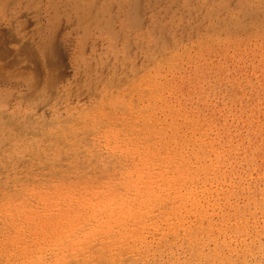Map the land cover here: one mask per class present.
<instances>
[{"label": "rangeland", "instance_id": "rangeland-1", "mask_svg": "<svg viewBox=\"0 0 264 264\" xmlns=\"http://www.w3.org/2000/svg\"><path fill=\"white\" fill-rule=\"evenodd\" d=\"M187 1L188 0H181L180 3H174L171 6H169L168 3H162L160 6L156 7L153 12L142 10L139 27L132 31L128 38H122L116 41L112 40V42H114L112 43L113 45L110 40L104 37L98 36V39H92L83 37V34L80 36L81 33L78 29H74L71 25L68 26L67 23L63 22L60 25V32L57 38V46L55 50L57 53L56 55L54 53L57 64H55L56 62L54 58V62L52 61L54 66L52 64L50 66H45L41 63V60L36 57L24 58L22 56V52H24L23 45L16 43L14 37L12 40L8 24L0 23V67L2 66L0 68V98L6 97L7 99L6 103H4L3 106H0V203H4V205L0 204V209H2V211L4 210V213L0 210V249L3 246L5 248L0 250V264H56L57 262H53L55 260H58V264H61V260L62 263L64 262L63 264H264V0H223L224 2L222 0H218L217 2H214V0ZM0 4H3V1H0ZM250 9H255V12L252 13L253 19L247 16L246 21L239 23L242 15L241 13ZM189 18L193 20L191 21ZM21 19H24V21L27 19L25 22V32L27 35L33 36L36 33L34 32L35 30L33 31V28L36 29L38 27V20H36L38 18L34 13L28 11V13H25ZM34 19L35 21L33 23ZM118 25L120 26V23H118ZM118 25L116 28H118ZM149 35L151 37H149ZM154 38L158 41L156 39L153 41ZM139 48H142V50ZM113 52H116L115 54L117 55ZM83 54L89 57L91 56L90 58L92 59L93 64L100 63L97 70L92 71L88 76L89 78L79 77L80 72H83V66L79 68ZM34 60H36V62ZM101 62H103V64H101ZM36 64L38 67L35 66ZM57 66H60V68ZM14 71L21 73L12 76V73H15ZM3 73H6L7 77L10 78L3 81L4 79L1 77V75H4ZM30 73L32 76L29 75ZM137 75L139 78H136ZM28 77H33L32 79L38 81V92L35 94V97H32L34 99L29 97L26 98L27 92L30 90L25 84ZM44 77L47 82L44 81ZM201 77L204 78H202L203 81L201 80ZM135 78L137 79V82ZM196 78H200V81ZM144 80H146V82ZM137 83H141L140 86ZM55 84L56 86L51 87ZM158 86L160 88H158ZM50 98L51 100H49ZM155 99L160 101L155 103ZM151 103L153 105H158L154 107L152 105V108L150 107ZM147 105H149V107ZM23 114H25V116ZM88 114L90 117H88ZM64 118H66V120H64ZM113 145L115 146L113 147ZM155 145L156 147H154ZM78 148L80 150H78ZM126 148L129 149L127 150ZM158 148L159 151H157ZM125 149L126 153L124 152ZM143 153L148 157L147 159ZM155 155L157 159L159 158L158 160H156ZM145 159L146 161L144 165L148 164V168L146 166H140L143 165L142 162H144ZM185 161H187V163ZM139 162H141V164ZM157 162L159 164H157ZM60 164L62 165L60 166ZM135 166H138L137 168L140 170L134 168ZM176 166L178 167L176 168ZM131 168L139 172L137 177L136 171H133ZM174 168H176V171H174ZM128 169L130 172L133 171L131 172L132 175L130 172L128 173ZM182 169L184 174L180 173L182 172ZM164 170L167 172L165 171V173ZM208 170H210V173ZM146 171H148V173ZM177 171H179V174ZM203 171L205 172L202 173ZM148 174L149 176L151 175L150 178L148 177ZM181 174L184 176L183 178ZM152 176L154 177L152 178ZM174 176H179V178H175ZM185 176L189 178H185ZM134 177L136 181H139L137 182L138 185H135L136 181ZM160 177L162 179H160ZM171 177H173L172 180L168 179ZM129 178L132 179L130 180ZM150 179L152 180V185L150 184ZM153 179H155L156 183H154L155 181ZM166 179L171 183H169L170 185L165 181ZM87 180L89 181L87 182ZM114 180L118 183L116 184ZM61 181L63 184L65 183L64 186ZM80 182L82 185H80ZM86 182L89 183L90 187ZM143 182L146 186L148 185L147 188L151 189L152 193L151 190L143 185ZM56 183L58 184L55 187ZM113 183L115 184V187ZM60 184L63 187L60 186ZM101 184H104V186L102 187ZM167 185H169L170 188L175 187L176 191L175 188H172V190ZM30 186L34 187L30 188ZM65 186L66 188H64ZM109 186L112 187L110 188ZM152 186H154L153 189L151 188ZM79 187H82L81 191ZM96 187L98 190H96ZM33 188L35 193L31 195L30 190L33 191ZM84 188L86 190H84ZM112 188H117V190L115 189V193L122 192V195L119 194L122 198L119 195H115V190ZM126 188H128L127 190H130L128 192L127 190L124 191ZM179 188L183 193L179 192ZM45 189L48 191L47 194ZM92 189L94 190L93 192ZM38 190L40 191L38 192ZM69 190V194L74 193L72 194L73 197L69 194L66 195V191ZM108 190L109 192L113 191V193L111 192L110 194L112 196L107 194ZM133 190L139 192L136 193L135 191L133 194V192H131ZM184 190L188 192V195L187 192L184 193ZM95 191L96 193L98 191V193H102L96 197ZM40 192L43 197L50 194L49 192H51L49 197H52L53 195L54 197L49 198V200L48 198L43 199V197H40ZM62 193L64 194L62 198L59 199ZM92 193H95V195L92 196H95L96 199L93 197L91 202V200H89L91 199L89 194ZM37 194L39 196L36 197L35 195ZM65 195L67 198H65ZM74 195L76 196V199L74 198ZM113 195L114 198H111L113 200L110 202V199L108 200L107 198L113 197ZM164 195L165 197L168 195L166 198H170V201L172 202L167 199L165 200V197H163ZM173 195L177 197H173ZM191 195L193 196L191 197ZM102 196L105 200H100L99 204L97 202L98 198L101 199ZM81 197L87 200H81ZM19 199L20 201H18ZM23 199L24 203L22 202ZM128 199L132 200L128 202ZM135 199L137 200L135 201ZM12 200L17 202L13 203ZM70 200L72 201L70 202ZM122 200L127 203L121 205ZM155 201L158 202L156 203ZM184 201L185 203H183ZM37 202L38 205L36 206ZM47 202H51L52 206ZM83 202L87 204H84ZM88 202L91 203L88 204ZM144 202L149 206L146 207ZM189 202L191 204H189ZM194 202H196V205ZM28 203L33 210L36 208L32 212L35 225L34 223L32 224V215H28L31 214L32 211V209L29 208ZM96 203H98V205ZM101 203L103 205H101ZM115 203L119 204L122 208ZM178 203H180V205H178ZM25 204H27L28 207H26ZM31 204H33V206ZM54 204L55 207L53 206ZM67 204L72 208L74 207V209L70 211L69 209L71 208H68ZM79 204L83 208H81ZM93 205L96 210L90 207ZM107 205L110 209L112 207L113 210H110ZM126 205L129 206L126 208ZM156 205L158 206L157 210ZM177 205L181 209H179ZM182 205H184V207ZM5 206H7L6 209ZM59 206L63 209H60ZM87 206L90 207L91 210ZM98 206L101 208L100 211L99 208H96ZM11 207L13 208L12 210H10ZM57 207L59 209H57ZM21 208L22 210H26L24 211L25 213L28 210V213L24 215ZM64 208L69 211L66 209L64 210ZM79 208L81 210H79ZM104 208L105 211L107 210L106 213ZM8 209L10 213L14 214L12 215L6 211ZM41 209L46 212L37 211ZM124 209L127 211L125 212ZM57 210L59 213L56 212ZM74 210L76 213H78L76 210L81 213L79 212L76 217L77 214ZM84 210L86 211V214L90 213L88 211H91L92 215L91 213L85 215ZM129 210L130 212L135 211L130 213L128 212ZM141 210L143 212H141ZM147 210L150 212L147 213ZM163 210H165V212ZM15 211H18V215ZM60 211L62 214H60ZM95 211L98 214L100 213V215H98L100 218L96 216V222L93 220L95 219V216L93 215L95 214ZM34 212L37 213L35 214ZM47 212L48 214H46ZM63 212H65V214L66 212H71V214L69 213V218L75 216L76 220L73 219V221H70L68 218V225V222L66 223L65 220L69 214L65 215ZM123 212L127 215L123 214ZM51 213H53V215ZM107 213L111 214V216ZM204 214L207 215L205 216ZM9 215L12 216L8 217ZM35 215H41L39 217L40 219ZM46 215L48 217H46ZM116 215H119L118 217L123 216L118 218L121 220L120 224V220L116 221ZM140 215L143 216L141 217ZM13 216L15 218H13ZM64 216H66L65 219ZM18 217H22V220ZM126 217L131 219L128 220L129 218ZM26 218H30L28 221H32L29 223L30 228L27 225L28 223H26L28 222L25 220ZM122 218L126 219L122 220ZM132 218H135V221H133ZM181 218L182 221L180 220ZM5 219L9 223H7ZM44 219L45 221L47 220L49 224H47ZM105 219L106 222L104 221ZM108 219L111 225H108ZM61 220L63 221V224L61 223ZM78 220L80 222L79 224L77 222ZM36 221H40L38 222V227L36 226ZM42 221L45 222L47 226ZM85 221L87 223H84ZM102 221L105 223H102ZM123 221L126 222L124 223ZM150 221L155 222H152L151 224ZM50 222L55 225L52 226V223L50 225ZM75 222H77L78 226L75 225ZM88 222H91L92 224ZM41 223L43 224L40 225ZM207 223L208 226L210 225V230H208L209 227H207ZM239 223L240 225L238 226ZM179 224L181 226H179ZM19 225L21 230H15L19 229ZM39 225L42 226L40 229ZM79 225L81 227H79ZM21 226H24L23 229ZM69 226H76L77 228H81L83 233L87 232L83 234L86 238L82 235V242L77 240L78 244L75 241L77 245H74V243L71 242V245H67L69 248L66 245H62L63 250L60 245H52L54 241H57L60 238H64V240L70 238L71 240L69 241L76 238L77 228H72V230H75L74 233L71 234L68 233L69 231L66 232ZM110 226L111 228L113 227L111 231V228L109 229ZM125 226L126 228H128V226L129 228H132L133 231L131 228L129 230L127 229L130 233L131 231L133 232L131 233L132 235L126 231V228H124ZM154 226L156 228L158 227L157 230L160 228L158 232ZM54 227L56 228L54 229ZM137 227L139 230L141 228L143 229L139 231ZM33 228L36 229L34 230ZM46 228L47 230H45ZM61 228L66 229V231H63ZM94 228L95 231L98 229L96 231L97 233H94L95 235H93ZM153 228L154 232H152ZM51 229L55 236L51 233ZM211 229H213V231ZM42 230L45 231L42 233ZM69 230L70 232L72 231L71 229ZM87 230L91 231L92 234ZM149 230L150 232H148ZM14 231H17L20 234H17V232L15 233ZM22 231L24 234H27H22ZM161 231L164 233H160ZM165 231H169V234ZM209 231H211V234ZM29 232H31L30 235ZM45 232L46 234H44ZM57 232H59V234L60 232H64L67 235L64 233V235H59L56 234ZM171 232H173V235ZM195 232L196 234H194ZM39 233L40 237H38ZM34 234L36 236H34ZM70 234L73 236L70 237ZM142 234H145L144 242V236ZM146 235H148V237ZM206 235H209V238ZM21 236L24 240L21 238L22 241L20 242L18 239H20L19 237ZM88 236H91L92 238ZM118 236L122 238V240ZM172 236L174 237L173 239ZM203 236L205 237L203 238ZM11 237H16L15 239L17 240L11 239ZM54 237L57 238L55 239ZM138 237L140 240H138ZM180 237L182 239H180ZM48 238H50V240H48ZM116 238L119 239V241L116 240ZM124 238H126V240H124ZM207 238L208 240H206ZM10 239L14 240L13 247L11 246L12 241ZM35 239L37 240V243ZM61 239L60 241H62ZM85 239L90 241V243ZM131 239L134 242L131 241ZM25 241L29 243L25 244ZM104 241L107 242L105 243ZM39 242L42 246L39 245V247H36ZM123 242L124 244H122ZM30 243L33 244L31 245ZM29 244L32 251L28 249ZM113 245L117 247V250L115 247L110 250ZM133 245H135V247ZM138 245L140 246L138 247ZM23 246L29 251L26 252V250H23ZM47 246L51 247L48 249ZM53 246L58 249H55ZM74 246H78V249ZM39 248L42 249L40 250ZM164 248H167V253ZM135 249L136 251H134ZM114 250H116V252H112ZM117 251H119L120 254H117ZM54 252H58L60 256L57 254L54 255ZM146 252H148V254ZM163 252L169 255L165 256V253ZM61 253L62 255L64 254V259L61 258ZM21 254H23V256ZM29 254L31 256H29ZM142 255H145L146 257ZM56 256L57 258H60L57 259ZM156 256L158 259H155ZM170 256L172 259L169 258ZM161 257H164V259ZM6 258L10 259L7 260ZM168 258L171 262L168 261ZM22 259L24 261H22ZM31 260L35 263H32ZM41 260L42 262H40ZM9 261L15 262L11 263Z\"/></svg>", "mask_w": 264, "mask_h": 264}, {"label": "bare ground", "instance_id": "bare-ground-1", "mask_svg": "<svg viewBox=\"0 0 264 264\" xmlns=\"http://www.w3.org/2000/svg\"><path fill=\"white\" fill-rule=\"evenodd\" d=\"M1 2L3 1V4H0V23H6V24H8V26H9V30H10V35H11V37H12V40H13V37H14V40H15V42L16 43H19V44H21V45H23V51L24 52H22V56L25 58H37V59H40L41 60V63L43 64V65H47V66H50L51 64H52V61H53V58H54V60H55V55H56V53L57 52H55V50H56V44H57V38H58V35H59V32H60V25L63 23V22H65V23H67L68 24V26L69 25H71L72 26V28H74V29H78V31L81 33H79L80 34V36L82 35L83 37H85V38H92V39H98V36H100V37H104V38H107L108 40H110V42H111V44L112 43H114V42H112V40H114V41H116V40H118V39H122V38H128L130 35H131V33H132V31H134V30H136L138 27H139V25H140V23H139V20H140V18H141V13H142V10H147V11H149V12H153V11H155V9H156V7H158V6H160L162 3H168V5L169 6H171L172 4H174V3H180V1L181 0H0ZM165 1V2H164ZM218 0H214V2H217ZM223 1V0H222ZM187 2H189V0L187 1ZM224 2V1H223ZM182 3V2H181ZM227 3V2H226ZM14 4V5H13ZM197 4V3H196ZM250 5V4H249ZM10 6V7H9ZM163 6V5H162ZM225 6V5H224ZM181 7V6H180ZM185 7V6H184ZM227 7V6H226ZM12 8V9H11ZM142 8H144V9H142ZM228 8V7H227ZM178 9V8H177ZM206 9V8H205ZM11 10V11H10ZM164 10V9H163ZM208 10V9H207ZM28 11L29 12H32V13H34L35 14V16L38 18V19H36V20H38V27L36 28L37 29V31H36V29H34L33 28V31L34 32H36L34 35L33 34H31V35H33V36H29V35H27L26 34V32H25V26H26V21H27V19H26V21H24V19L22 20L21 18L25 15V13H28ZM213 11V10H212ZM212 11H211V13H212ZM198 12V11H197ZM204 12V11H203ZM206 12V11H205ZM207 12H209V11H207ZM223 12V11H222ZM253 12H255V9H250V10H246L244 13H241L242 15H241V18H240V20H239V23L240 22H244V21H246L247 20V16H249V18L251 17L252 19H253ZM249 13V14H248ZM172 14V13H171ZM170 14V15H171ZM209 14V13H208ZM32 15V14H31ZM169 15V16H170ZM211 15V14H210ZM222 15V14H221ZM151 16V15H150ZM178 16V15H177ZM197 16V15H196ZM202 16V15H201ZM208 16V15H207ZM188 17V16H187ZM254 17H255V15H254ZM203 18H205V17H203ZM209 18V17H208ZM208 18H207V20H208ZM213 18V17H212ZM227 18V17H226ZM187 19V18H186ZM190 19V18H189ZM195 19V18H194ZM165 20V19H164ZM191 21L193 20V19H190ZM205 20V19H204ZM203 20V21H204ZM227 20V19H226ZM34 21H35V19L33 20V23H34ZM187 21V20H186ZM185 21V22H186ZM209 21V20H208ZM207 22V21H206ZM118 23H120V26L118 25ZM213 23V22H212ZM238 23V24H239ZM36 24V23H35ZM173 24V23H172ZM186 24V23H185ZM243 24V23H242ZM118 25V28H116V26ZM195 25V24H194ZM208 25V24H207ZM235 25H236V23H235ZM1 26V25H0ZM36 26V25H35ZM193 26V25H192ZM62 27V26H61ZM198 27V26H197ZM65 28V27H64ZM148 28V27H147ZM177 28V27H176ZM201 28V27H200ZM203 28V27H202ZM206 28V27H205ZM189 29H190V27H189ZM27 30V29H26ZM182 30V29H181ZM200 30V29H199ZM198 30V31H199ZM6 31H8V30H6ZM66 31V30H65ZM142 31V30H141ZM149 31V30H148ZM193 31V30H192ZM200 31H202V30H200ZM71 32V31H70ZM150 32V31H149ZM172 32V31H171ZM8 33V32H7ZM7 33H4V34H7ZM186 33H187V31H186ZM199 33V32H198ZM194 34V33H193ZM189 35V34H188ZM211 35V34H210ZM73 36V35H72ZM137 37V36H136ZM144 37H146V36H144ZM149 37H151L150 35H149ZM6 38H8V37H6ZM75 38H76V36H75ZM81 38V37H80ZM9 39V38H8ZM78 39H79V37H78ZM140 39V38H139ZM138 39V40H139ZM156 38H154L153 39V41L155 40ZM160 39V38H159ZM157 40V39H156ZM84 41V40H83ZM158 41V40H157ZM135 42H137V41H135ZM142 42V41H141ZM81 43V42H80ZM143 43V42H142ZM145 43V42H144ZM150 43V42H149ZM127 44V43H126ZM155 44H157V43H155ZM85 45V44H84ZM83 45V46H84ZM110 45V44H109ZM113 45V44H112ZM124 45V44H123ZM122 45V46H123ZM145 45V44H144ZM81 46V45H80ZM79 46V47H80ZM126 46V45H125ZM147 46H148V44H147ZM157 46V45H156ZM159 46V45H158ZM116 47V46H115ZM133 47V46H132ZM91 48V47H90ZM111 48H112V46H111ZM134 48V47H133ZM148 48V47H147ZM153 48V47H152ZM91 49H93V48H91ZM139 49H141L142 50V48H139ZM113 50V49H112ZM111 50V51H112ZM118 50V49H117ZM134 50V49H133ZM144 50V49H143ZM148 50V49H147ZM155 50V49H154ZM86 51V50H85ZM110 51V50H109ZM130 51H132V50H130ZM129 51V52H130ZM152 51V50H151ZM106 52V51H105ZM104 52V53H105ZM140 52V51H139ZM54 53H55V55H54ZM96 53V52H95ZM100 53V52H99ZM114 53V52H113ZM116 53V52H115ZM114 53V54H115ZM127 53V52H126ZM131 53V52H130ZM138 53V52H137ZM147 53V52H146ZM90 54V53H89ZM94 54V53H93ZM113 54V55H114ZM125 54V53H124ZM97 55V54H96ZM112 55V54H111ZM115 55H117V54H115ZM122 55V54H121ZM132 55V54H131ZM138 55V54H137ZM152 55V54H151ZM107 56H109V55H107ZM128 56H130V55H128ZM142 56V55H141ZM18 57V56H17ZM83 58H82V60H81V63H80V65H79V68L81 67V66H83V72L81 73L80 72V75H79V77H82V78H85V77H88L91 73H92V71H95V70H97V68L100 66V63L98 64V63H96V61H95V63L96 64H93V62H92V59L89 57V56H86V55H84L83 54V56H82ZM97 57V56H96ZM95 57V58H96ZM99 57V56H98ZM118 57V56H117ZM127 57V56H126ZM125 57V58H126ZM147 57H148V55H147ZM4 58V57H3ZM107 58V57H106ZM96 59H98V58H96ZM104 59V58H103ZM112 59V58H111ZM116 59H118V58H116ZM119 59H120V57H119ZM131 59V58H130ZM121 60H122V58H121ZM139 60V59H138ZM35 62H36V60H34ZM57 60H55V62H56ZM94 61V60H93ZM110 61V60H109ZM114 61V60H113ZM119 61V60H118ZM54 62V61H53ZM134 63V62H133ZM138 63V62H137ZM156 63V62H155ZM55 64H57V62L55 63ZM101 64H103V62H101ZM40 65V64H39ZM53 65V64H52ZM78 65V64H77ZM36 67H38L37 66V64L35 65ZM54 66V65H53ZM154 66V65H153ZM2 67V66H1ZM0 67V68H1ZM9 67V66H8ZM40 67V66H39ZM55 67H56V65H55ZM57 67H59L60 68V66H57ZM10 68V67H9ZM46 68V67H45ZM130 68V67H129ZM38 69V68H37ZM47 69V68H46ZM52 69H54V68H52ZM13 70V69H12ZM40 70V69H39ZM127 70V69H126ZM198 71V70H197ZM8 72V71H7ZM10 72V71H9ZM15 72V71H14ZM47 72H48V70H47ZM54 72H57V71H54ZM141 72V71H140ZM21 72H15V73H12V76H14V75H16V74H20ZM36 73V72H35ZM38 73H39V71H38ZM76 73V72H75ZM146 73V72H145ZM4 75H1V77H3V81H6V79H8V78H10V77H7V74L6 73H3ZM11 74V73H10ZM32 74H33V71H32ZM32 74L30 73L29 75H31L32 76ZM79 74V73H78ZM125 74H126V72H125ZM200 74V73H199ZM141 75H143V74H141ZM145 75V74H144ZM27 76V75H26ZM47 76V75H46ZM78 76V75H77ZM109 76V75H108ZM35 77V76H34ZM127 77V76H126ZM129 77V76H128ZM142 77H144V76H142ZM198 77V76H197ZM204 77V76H203ZM203 77H201V80H202V78ZM24 78V77H23ZM33 78V77H32ZM31 77H28V79H26L27 81H25V84L28 86V88L30 89L29 90V92H27V96H26V98H32V97H35V94L38 92L37 91V89H38V87H37V84H38V81H36V80H34V79H32ZM89 78V77H88ZM96 78V77H95ZM136 78H139L138 77V75H137V77ZM135 78V79H136ZM22 79V78H21ZM40 79H42V78H40ZM47 79V78H46ZM117 79V78H116ZM141 79V78H140ZM144 79H147V78H144ZM197 79V78H196ZM200 79V78H199ZM199 79H197V80H199ZM204 79V78H203ZM58 80V79H57ZM82 80V79H81ZM93 80V79H92ZM139 80V79H138ZM44 81H45V77H44ZM59 81V80H58ZM73 81V80H72ZM94 81V80H93ZM145 82H146V80H144ZM200 81V80H199ZM203 81V80H202ZM2 82V81H1ZM41 82V81H40ZM45 82H47V81H45ZM79 82V81H78ZM118 82V81H117ZM127 82V81H126ZM126 82H124V83H126ZM133 82V81H132ZM131 82V83H132ZM136 82H137V79H136ZM140 82H141V80H140ZM144 82V83H145ZM75 83V82H74ZM122 83V82H121ZM135 83V82H134ZM142 83V82H141ZM141 83H137V84H139V86H140V84ZM57 85H58V83H57ZM79 85V84H78ZM82 85V84H81ZM85 85V84H84ZM92 85V84H91ZM95 85V84H94ZM48 86V85H47ZM53 86H56V84L55 85H52L51 87H53ZM70 86H71V84H70ZM76 86V85H75ZM97 86V85H96ZM134 86V85H133ZM154 86V85H153ZM45 87H46V85H45ZM85 87V86H84ZM93 87H95V86H93ZM135 87V86H134ZM149 87V86H148ZM243 87V86H242ZM40 88H42V87H40ZM44 88V87H43ZM55 88V87H54ZM53 88V89H54ZM158 88H160L159 86H158ZM144 89V88H143ZM149 89V88H148ZM157 89V88H156ZM167 89V88H166ZM42 90V89H41ZM85 90V89H84ZM94 90V89H93ZM160 90V89H159ZM158 90V91H159ZM40 91V90H39ZM54 91V90H53ZM26 92V91H25ZM49 92V91H48ZM63 92H65V91H63ZM135 92V91H134ZM9 93V92H8ZM71 93V92H70ZM157 93H159V92H157ZM11 94V93H10ZM47 94V93H46ZM85 94V93H84ZM141 94V93H140ZM145 94V93H144ZM143 94V95H144ZM163 94V93H162ZM162 94H161V96H162ZM12 95V94H11ZM22 95H24V94H22ZM40 95V94H39ZM108 95V94H107ZM88 96V95H87ZM86 96V97H87ZM8 97V96H7ZM41 97V96H40ZM24 98V97H23ZM51 98H52V95H51ZM51 98L49 99V100H51ZM32 99H34V98H32ZM31 99V100H32ZM107 99V98H106ZM153 99V98H152ZM6 97H1L0 98V106H3L4 105V103H6ZM28 100V99H27ZM38 100V99H37ZM48 100V101H49ZM156 100V99H155ZM47 101V102H48ZM145 101V100H144ZM157 101H160V100H156L155 101V103L157 102ZM36 103V102H35ZM27 104V103H26ZM48 105V104H47ZM152 103L150 104V107H152ZM156 105H158V104H156ZM155 104L153 105V107L154 106H156ZM30 106H32V105H30ZM45 106V105H44ZM119 106V105H118ZM117 106V107H118ZM144 106H145V104H144ZM148 107H149V105H147ZM35 107V106H34ZM152 107V108H153ZM174 107V106H173ZM37 108V107H36ZM101 109V108H100ZM156 109V108H155ZM27 111V110H26ZM99 111V110H98ZM101 111V110H100ZM104 112V111H103ZM156 112V111H155ZM19 113V112H18ZM105 113V112H104ZM122 113H124V112H122ZM169 113V112H168ZM15 114V113H14ZM26 114V113H25ZM25 114H23L24 116H25ZM13 115V114H12ZM92 115H94V114H92ZM104 116V115H103ZM129 116V115H128ZM4 117V116H3ZM88 117H90L89 116V114H88ZM119 118V117H118ZM176 119V118H175ZM18 120V119H17ZM29 120V119H28ZM34 120V119H33ZM36 120V119H35ZM64 120H66V118H64ZM63 120V121H64ZM174 120V119H173ZM62 121V122H63ZM113 121V120H112ZM28 122V121H27ZM50 122V121H49ZM67 122V121H66ZM109 122V121H108ZM151 122V121H150ZM22 123V122H21ZM25 123V122H24ZM34 123V122H33ZM33 123H32V125H33ZM51 123V122H50ZM72 123H73V121H72ZM154 123V122H153ZM53 124V123H52ZM74 124V123H73ZM73 124H71V125H73ZM22 125V124H21ZM45 125V124H44ZM43 125V126H44ZM124 125V124H123ZM12 126V125H11ZM37 126V125H36ZM46 126V125H45ZM55 126V125H54ZM148 126V125H147ZM30 127V126H29ZM52 127V126H51ZM67 127V126H66ZM69 127V126H68ZM36 128V127H35ZM38 128H40V127H38ZM70 128V127H69ZM74 128V127H73ZM110 128V127H109ZM112 128V127H111ZM123 128V127H122ZM134 128V127H133ZM106 129V128H105ZM121 129V128H120ZM76 130H77V128H76ZM75 130V131H76ZM108 130V129H107ZM117 130V129H116ZM59 131V130H58ZM57 131V132H58ZM78 131V130H77ZM111 131V130H110ZM112 131H113V129H112ZM115 131V130H114ZM122 131V130H121ZM24 132V131H23ZM68 132V131H67ZM108 132H109V130H108ZM76 133V132H75ZM79 133V132H78ZM77 133V134H78ZM103 133H105V132H103ZM9 134V133H8ZM113 134V133H112ZM111 134V135H112ZM105 135V134H104ZM172 135V134H171ZM65 136H66V134H65ZM101 136V135H100ZM107 136V135H106ZM88 137V136H87ZM121 137V136H120ZM55 138V137H54ZM69 138V137H68ZM67 138V139H68ZM107 138H108V136H107ZM114 139H115V137H114ZM54 140V139H53ZM57 140V139H56ZM107 141V140H106ZM105 141V142H106ZM119 141H122V140H119ZM7 142V141H6ZM125 142V141H124ZM123 142V143H124ZM3 143H5V142H3ZM65 143V142H64ZM107 143H108V141H107ZM54 144V143H53ZM62 144V143H61ZM109 144V143H108ZM113 144H116V143H113ZM117 144H118V142H117ZM125 144V143H124ZM123 144V145H124ZM153 144H155V143H153ZM71 145V144H70ZM78 145H79V143H78ZM126 145V144H125ZM124 145V146H125ZM2 146V145H1ZM115 145H113V147H114ZM120 146V145H119ZM123 146V147H124ZM126 147H127V145H126ZM154 147H156V145L154 146ZM153 147V148H154ZM82 148H83V145H82ZM86 148V147H85ZM84 148V149H85ZM120 148V147H119ZM147 148H148V146H147ZM201 148V147H200ZM33 149H34V147H33ZM98 149V148H97ZM127 150L129 149V148H126ZM126 149L124 150V152L126 153ZM78 150H80L79 148H78ZM78 150H77V152H78ZM145 150V149H144ZM71 151V150H70ZM75 151V150H74ZM88 151V150H87ZM122 151H123V149H122ZM157 151H159V148H158V150ZM156 151V152H157ZM162 151V150H161ZM172 151V150H171ZM170 151V152H171ZM69 152V151H68ZM76 152V151H75ZM91 152V151H90ZM137 152V151H136ZM143 152V151H142ZM147 152V151H146ZM166 152V151H165ZM176 152H178V151H176ZM182 152V151H181ZM72 153V152H71ZM89 153V152H88ZM128 153H130V152H128ZM132 153V152H131ZM151 153V152H150ZM153 153V152H152ZM155 153V152H154ZM163 153V152H162ZM167 153V152H166ZM50 154V153H49ZM73 154V153H72ZM144 154V153H143ZM157 154V153H156ZM159 154V153H158ZM171 154V153H170ZM199 154V153H198ZM197 154V155H198ZM208 154V153H207ZM81 155H83V154H81ZM131 155V154H130ZM134 155V154H133ZM145 155V154H144ZM34 156V155H33ZM67 156V155H66ZM77 156V155H76ZM139 156V155H138ZM146 156V155H145ZM163 156V155H162ZM166 156V155H165ZM164 156V157H165ZM78 157V156H77ZM152 157V156H151ZM161 157V156H160ZM168 157V156H167ZM62 158V157H61ZM91 158V157H90ZM145 158V157H144ZM148 157L146 156V159H147ZM153 158H154V156H153ZM155 158H156V155H155ZM29 159V158H28ZM34 159H36V158H34ZM42 159V158H41ZM141 159V158H140ZM146 159L144 160V162H142L143 163V165H140V166H146L147 167V165H144V163H145V161H146ZM159 159V158H158ZM157 158H156V160H158ZM197 159H198V156H197ZM205 159V158H204ZM82 160H84V159H82ZM138 160V159H137ZM170 160V159H169ZM181 160H182V158H181ZM217 160V159H216ZM26 161V160H25ZM80 161V160H79ZM85 161V160H84ZM83 161V162H84ZM140 161V160H139ZM142 161V160H141ZM165 161H166V159H165ZM173 161V160H172ZM172 161H171V163H172ZM12 162H15V161H12ZM50 162V161H49ZM65 162V161H64ZM110 162V161H109ZM169 162V161H168ZM186 163H187V161H185ZM198 162V161H197ZM70 163V162H69ZM88 163V162H87ZM127 163V162H126ZM140 164H141V162H139ZM138 163V164H139ZM147 163H149V162H147ZM151 163V162H150ZM178 163V162H177ZM14 164V163H13ZM17 164V163H16ZM20 164V163H19ZM43 164V163H42ZM78 164V163H77ZM95 164V163H94ZM135 164H136V162H135ZM157 164H159L158 162H157ZM166 164V163H165ZM168 164V163H167ZM185 164V163H184ZM43 165H45V164H43ZM59 165V164H58ZM62 164H60V166H61ZM65 165V164H64ZM67 165V164H66ZM99 165V164H98ZM151 165H152V163H151ZM171 165V164H170ZM170 165H168V166H170ZM188 165V164H187ZM196 165V164H195ZM120 166V165H119ZM167 166V165H166ZM178 166H179V164H178ZM178 166H176V168L178 167ZM75 167V166H74ZM73 167V168H74ZM138 166H135L134 168H136V169H138L137 168ZM149 167V166H148ZM147 167V168H148ZM157 167V166H156ZM207 167V166H206ZM95 168V167H94ZM93 168V169H94ZM124 168V167H123ZM140 168V167H139ZM154 168V167H153ZM176 168H174L175 170L174 171H176ZM199 168V167H198ZM132 169V168H131ZM54 170V169H53ZM91 170H92V168H91ZM129 170V169H128ZM133 170V169H132ZM138 170H140V169H138ZM158 170V169H157ZM167 170V169H166ZM166 170H164V172L166 171ZM203 170V169H202ZM79 171V170H78ZM119 171V170H118ZM125 171V170H124ZM133 171H136L135 169L133 170ZM133 171H131V172H133ZM141 171H142V169H141ZM160 171V170H159ZM158 171V172H159ZM182 172H180V173H183V169L181 170ZM210 170H208V172H209ZM121 172H122V170H121ZM130 172V170L128 171V173ZM131 172H130V174H131ZM143 172H145V171H143ZM147 173H148V171H146ZM160 172H162V171H160ZM164 172H163V174H164ZM167 172V171H166ZM165 172V173H166ZM173 172V171H172ZM178 172V174H179V171H177ZM185 172V171H184ZM187 172H189V171H187ZM205 171H203L202 173H204ZM118 173V172H117ZM116 173V174H117ZM139 172H137L136 171V177H137V174H138ZM150 173V172H149ZM171 173V172H170ZM174 173V172H173ZM210 173V172H209ZM115 174V173H114ZM124 174V173H123ZM141 174H142V172H141ZM144 174V173H143ZM151 174V173H150ZM158 174V173H157ZM184 174V173H183ZM206 174V173H205ZM105 175V174H104ZM125 175H126V173H125ZM132 175V174H131ZM140 175V174H139ZM138 175V176H139ZM159 175V174H158ZM170 175V174H169ZM207 175V174H206ZM108 176V175H107ZM107 176H105V177H107ZM111 176V175H110ZM113 176V175H112ZM122 176H124V175H122ZM128 176V175H127ZM145 176V175H144ZM151 176V175H150ZM150 176H149V174H148V177L150 178ZM154 176H156V175H154ZM154 176H152V178L154 177ZM181 176H182V178L184 177L182 174H181ZM180 176V177H181ZM104 177V176H103ZM102 177V178H103ZM117 177H119V176H117ZM129 177H131V176H129ZM141 178H143L142 176H140ZM147 177V176H146ZM162 177V176H161ZM160 177V179H162ZM175 178H179V176L178 177H176V176H174ZM109 178V177H108ZM151 178V179H152ZM174 178V179H175ZM185 178H189V177H186L185 176ZM128 179V178H127ZM130 179V178H129ZM132 179V178H131ZM130 179V180H131ZM134 179H135V177H134ZM150 179V180H151ZM168 179H170V180H172L173 179V177H171V178H168ZM191 179V178H190ZM18 180V179H17ZM76 180V179H75ZM139 180L141 181V179L139 178ZM147 180H149V179H147ZM154 181H155V179H153ZM163 180H164V178H163ZM163 180H161V181H163ZM194 180V179H193ZM81 181H82V179H81ZM89 180H87V182H88ZM104 181H106V180H104ZM113 181V180H112ZM115 181V180H114ZM134 181V180H133ZM135 181H136V179H135ZM143 181V180H142ZM159 181V180H158ZM165 181H167V179L165 180ZM62 182V181H61ZM60 182V183H61ZM70 182V181H69ZM86 182V183H87ZM100 182V181H99ZM116 182V181H115ZM128 182V181H127ZM126 182V183H127ZM137 182H139V181H136V184H135V182H134V184L135 185H138L137 184ZM164 182V181H163ZM168 182V181H167ZM178 182V181H177ZM184 182V181H183ZM13 183V182H12ZM42 183V182H41ZM55 183V182H54ZM68 183V182H67ZM73 183V182H72ZM72 183H69V184H72ZM81 183V182H80ZM102 183V182H101ZM107 184H109L108 182H106ZM118 182H116V184H117ZM120 183V182H119ZM123 183V182H122ZM148 183V182H147ZM152 183V180H151V182H150V184ZM154 183H156V181L154 182ZM153 183V184H154ZM160 183V182H159ZM165 183V182H164ZM170 182H168V184H169ZM182 183V182H181ZM18 184H20V183H18ZM43 184V183H42ZM48 184V183H47ZM52 184V183H51ZM50 184V185H51ZM58 183H56L55 184V187H56V185H57ZM62 184H63V182H62ZM65 184V183H64ZM64 184H63V186H64ZM79 184V183H78ZM84 184H85V181H84ZM88 184V186H89V183H87ZM91 184V183H90ZM106 184V185H107ZM121 184V183H120ZM125 184V183H124ZM124 184H123V186H124ZM130 184V183H129ZM132 184V183H131ZM140 184H141V182H140ZM139 184V185H140ZM171 184V183H170ZM169 184V185H170ZM193 184V183H192ZM36 185V184H35ZM68 185V184H67ZM74 185H75V183H74ZM80 185H82V183L80 184ZM102 185V187L104 186V184H101ZM101 185H100V188H101ZM113 185H114V187H115V184L113 183ZM128 185V184H127ZM143 185L147 188L148 187V185L146 186L145 184H144V182H143ZM152 185V184H151ZM155 185V184H154ZM161 185V184H160ZM159 185V186H160ZM169 185H167L169 188H170V186ZM182 185H183V183H182ZM189 185V184H188ZM25 186V185H24ZM39 186H41V185H39ZM53 186V185H52ZM59 186V185H58ZM58 186H57V188H58ZM60 186H62L61 184H60ZM59 186V187H60ZM62 186V187H63ZM78 186V185H77ZM87 186V185H86ZM93 186V185H92ZM91 186V187H92ZM96 186V185H95ZM97 186H99V185H97ZM132 186V185H131ZM143 186V187H144ZM158 186V187H159ZM175 186V185H174ZM16 187V186H15ZM27 187V186H26ZM31 187H34V186H30V188ZM42 187H43V185H42ZM48 187V186H47ZM54 187V188H55ZM68 187V186H67ZM85 187V186H84ZM90 187V186H89ZM110 187V186H109ZM112 187V186H111ZM110 187V188H111ZM118 187V186H117ZM122 187V186H121ZM125 187V186H124ZM136 187V186H135ZM153 187L154 186H152L151 188L153 189ZM157 187V188H158ZM167 187V188H168ZM178 187H180V186H178ZM189 187V186H188ZM17 188V187H16ZM28 188V187H27ZM29 188V189H30ZM44 188V187H43ZM64 188H66V186L64 187ZM93 188H95V187H93ZM106 188H107V186H106ZM131 188V187H130ZM160 188V187H159ZM162 188H164V187H162ZM161 188V189H162ZM172 188H175V187H172ZM172 188H170V189H172ZM49 189H50V187H49ZM48 189V190H49ZM73 189V188H72ZM79 189H80V191H81V189H82V187L80 188L79 187ZM79 189H78V191H79ZM103 189V188H102ZM102 189H100V190H102ZM109 189V188H108ZM112 189H114V188H112ZM116 190H117V188H115ZM114 189V190H115ZM128 188H126L124 191H126ZM134 189V188H133ZM136 189H137V187H136ZM139 189V188H138ZM147 189H149V188H147ZM2 190V189H1ZM36 190V189H35ZM44 190V189H43ZM43 190H41V191H43ZM46 190V189H45ZM53 190V189H52ZM51 190V191H52ZM56 190V189H55ZM74 190V189H73ZM77 190V189H76ZM84 190H86L85 188H84ZM88 190V189H87ZM96 190H98L97 189V187H96ZM104 190V189H103ZM116 190L114 191V194L115 195H122V192L120 193H115L116 192ZM130 190V189H129ZM129 190H127V192L129 191ZM149 190H151V189H149ZM173 190V189H172ZM16 191H19V190H16ZM31 191V195L32 194H34L35 193V191H34V188H33V191L32 190H30ZM40 190H38V192H39ZM75 191V190H74ZM90 191V190H89ZM94 190L92 189V192H93ZM106 191V190H105ZM124 191H123V193H124ZM135 191L136 190H133V191H131V192H133V194L135 193ZM162 191V190H161ZM171 191V190H170ZM175 191H176V188H175ZM178 191V190H177ZM190 191V190H189ZM22 192V191H21ZM37 192V191H36ZM44 192V191H43ZM47 190H46V194H47ZM56 192V191H55ZM64 192V191H63ZM69 192H70V190L69 191H66V195L67 194H69ZM71 192H72V190H71ZM83 192V191H82ZM82 192H81V194H82ZM91 192V191H90ZM99 192V191H98ZM96 193V191H95V193H96V197H98L101 193ZM111 192L113 193V191H110L109 192V190H108V192H107V194L108 195H110L111 194ZM126 192V193H127ZM137 192H139V191H136V193ZM145 192V191H144ZM154 192H155V190H154ZM179 192H181V190H180V188H179ZM179 192H178V195H179ZM187 191L186 190H184V193H186ZM4 193V192H3ZM25 193V192H24ZM29 193V192H28ZM50 194H51V192H49ZM53 193V192H52ZM58 193V192H57ZM65 193V192H64ZM64 193H62L61 194V197H59V199L60 198H62V196H63V194ZM76 193H78V192H76ZM95 193L93 194H89L90 196H91V199H89V200H91V202H92V198L93 197H95V196H92V195H95ZM147 193H148V191H147ZM151 193H152V190H151ZM165 193V192H164ZM174 193H176V192H174ZM181 193H183V192H181ZM2 194V193H1ZM39 194V193H38ZM35 195L36 197L37 196H39L40 194H41V196L40 197H43L42 196V193L40 192V194L39 195ZM45 194V193H44ZM45 194V195H46ZM50 194H48L47 196H45V197H43V199H47L48 198V200H49V198H52V197H54V195L52 196V197H49L50 196ZM56 194V193H55ZM60 194V193H59ZM72 194H74V193H72ZM72 194H69V195H72ZM80 194V195H81ZM105 194V193H104ZM103 194V195H104ZM139 194V193H138ZM171 194V193H170ZM177 194V193H176ZM190 194H191V192H190ZM189 194V195H190ZM17 195V194H16ZM57 196H59L58 194H56ZM65 195V198H67V196ZM80 195H79V197H80ZM119 195V196H120ZM129 195V194H128ZM136 195V194H135ZM134 195V196H135ZM143 195V194H142ZM141 195V196H142ZM145 195V194H144ZM148 195V194H147ZM161 195V194H160ZM175 195V194H174ZM173 195V197H177V196H174ZM181 195V194H180ZM184 195V194H183ZM187 195H188V192H187ZM26 196V195H25ZM85 196V195H84ZM86 196H87V194H86ZM85 196V197H86ZM104 196H106V195H104ZM110 196H112V195H110ZM109 196V197H110ZM126 196H127V194H126ZM125 196V197H126ZM130 196V195H129ZM138 196V195H137ZM168 195H166V197H167ZM186 196V195H185ZM193 195H191V197H192ZM29 197H31L30 195H29ZM71 197V196H70ZM72 197H73V195H72ZM83 197V196H82ZM81 197V200H87V199H84V198H82ZM88 197V196H87ZM96 197H95V199H96ZM103 197V196H102ZM101 197V199H99L98 198V203L100 204V200H105L104 199V197L102 198ZM106 197H108V196H106ZM105 197V198H106ZM121 197V196H120ZM128 197V196H127ZM133 197V196H132ZM147 197V196H146ZM149 197V196H148ZM163 197H165V195L163 196ZM165 197V200L167 199ZM172 197V196H171ZM183 197V196H182ZM9 198H11V197H9ZM64 198V199H65ZM68 198H69V196H68ZM74 198L76 199V196L74 195ZM111 198H114V195H113V197H110V198H107L110 202L113 200V199H111ZM119 198V197H118ZM122 198V197H121ZM131 198V197H130ZM151 198V197H150ZM155 198V197H154ZM160 198H161V196H160ZM169 198V197H168ZM179 198H180V196H179ZM194 198V197H193ZM196 198V197H195ZM13 199V198H12ZM21 199H22V197H21ZM26 199V198H25ZM31 199H32V197H31ZM42 199V198H41ZM42 199V200H43ZM78 199V198H77ZM120 199V198H119ZM127 199V198H126ZM146 199V198H145ZM144 199V200H145ZM185 199V198H184ZM191 199V198H190ZM7 200H8V198H7ZM27 200H29V199H27ZM34 200V199H33ZM36 200V199H35ZM56 200V199H55ZM54 200V201H55ZM73 200V199H72ZM72 200H70V202L72 201ZM79 200V199H78ZM121 200V199H120ZM130 200H132V199H130ZM129 199H128V202L130 201ZM134 200V199H133ZM137 199H135V201H136ZM141 200H143V199H141ZM147 200V199H146ZM149 200V199H148ZM152 200V199H151ZM157 200V199H156ZM164 200V199H163ZM162 200V201H163ZM167 200H169L170 201V198L169 199H167ZM171 200H172V198H171ZM181 200V199H180ZM186 200H188V199H186ZM185 200V201H186ZM193 200V199H192ZM13 201V200H12ZM18 201H20V199L18 200ZM29 201H32V200H29ZM38 201H39V198H38ZM41 201V200H40ZM44 201V200H43ZM45 201H47V200H45ZM54 201H51V202H54ZM96 201V200H95ZM126 201V200H125ZM134 201V202H135ZM140 201V200H139ZM152 201H154V200H152ZM185 201L183 202V203H185ZM14 202H17V201H13V203ZM23 203H24V199H23V201H22ZM51 202H47V203H50V205L52 204ZM59 202V201H58ZM63 202V201H62ZM76 202H77V200H76ZM79 202V201H78ZM91 202H88V204H90ZM118 202V201H117ZM116 202V203H117ZM122 202V204L121 205H124L123 203H127V202H123V200L121 201ZM120 202V203H121ZM133 202V203H134ZM156 203L158 202V201H155ZM170 202H172V201H170ZM180 202H182V201H180ZM10 203V202H9ZM23 203H21V204H23ZM26 203V202H25ZM31 203V202H30ZM33 203V202H32ZM47 203H46V205H47ZM57 203V202H56ZM65 203H66V201H65ZM69 203V202H68ZM84 203V202H83ZM93 203H95V202H93ZM92 203V204H93ZM98 203H96L97 205H98ZM113 203H114V201H113ZM115 203V204H116ZM119 203V202H118ZM148 203H149V201H148ZM161 203V202H160ZM163 203V202H162ZM195 203V205H196V202H194ZM0 204H3L4 205V203H0ZM21 204H20V206H21ZM62 204V203H61ZM63 204H64V202H63ZM78 204V203H77ZM84 204H87V203H84ZM91 204V205H92ZM144 204L146 205V203L144 202ZM152 204V203H151ZM189 204H191L190 202H189ZM188 204V205H189ZM9 205V204H8ZM7 205V206H8ZM16 205V204H15ZM26 205V207H28V205H29V203H28V205L27 204H25ZM32 206H33V204H31ZM38 205V202H37V204H36V206ZM45 205V204H44ZM68 205V204H67ZM95 205V204H94ZM94 205L93 206H90V207H92L93 209H94ZM101 205H103L102 203H101ZM109 205V204H108ZM108 205H107V207H108ZM116 205H119V204H116ZM160 205V204H159ZM178 205H180V203H178ZM177 205V207L179 208V206ZM186 205V204H185ZM194 205V204H193ZM194 205V206H195ZM7 206H5V209H6V207ZM10 206V205H9ZM9 206H8V208H9ZM14 206V205H13ZM12 206V207H13ZM35 206V207H36ZM39 206H41V205H39ZM52 206V205H51ZM54 207H55V204L53 205ZM57 206V205H56ZM78 206V205H77ZM76 206V207H77ZM79 206H81L80 204H79ZM84 206H86V205H84ZM109 206H111V205H109ZM120 206V205H119ZM119 206H116V207H119ZM129 206V205H128ZM127 205H126V208L128 207ZM137 206H138V204H137ZM140 206V205H139ZM141 206H143V205H141ZM147 206H149V205H146V207ZM154 206V205H153ZM183 207H184V205H182ZM181 206V207H182ZM11 207V209L10 210H12L13 208ZM23 207V206H22ZM42 207V206H41ZM49 207V206H48ZM70 206L68 205V208H69ZM88 207V206H87ZM90 207H88L90 210H91V208ZM100 206H98V207H96L97 209L99 208ZM103 207H105V206H103ZM115 207V208H116ZM152 207V206H151ZM150 207V208H151ZM156 210L158 209V206L156 205ZM174 207H176V206H174ZM191 207V206H190ZM189 207V208H190ZM193 207V206H192ZM2 208V207H1ZM29 208L30 209H32V211H31V214H28V215H32V212L36 209H34L33 210V208L32 207H30V205H29ZM43 208V207H42ZM53 208V207H52ZM51 208V209H52ZM59 208L61 209L62 207H60L59 206ZM58 207H57V209H59ZM71 209H69L70 211L72 210V209H74V207L72 208V207H70ZM81 208H83L82 206H81ZM106 208V207H105ZM105 208H104V211H105ZM109 208V207H108ZM114 208V209H115ZM120 208H122L121 206H120ZM131 208V207H130ZM138 208H140V207H138ZM149 208V209H150ZM154 208V207H153ZM161 208V207H160ZM187 208V207H186ZM197 208H200V207H197ZM27 209V208H26ZM44 209H45V206H44ZM50 209V208H49ZM63 209V208H62ZM66 208H64V210H65ZM110 209V208H109ZM119 209V208H118ZM117 209V210H118ZM165 209V208H164ZM179 209H181V208H179ZM193 209H195V208H193ZM1 211H2V209H0ZM18 210V209H17ZM21 210H22V208H21ZM54 210V209H53ZM67 211H69L68 209H66ZM79 210H81L80 208H79ZM88 210V209H87ZM94 210H96V209H94ZM101 210V208H99V211ZM110 210H113L112 209V207H111V209ZM143 210V209H142ZM141 210V212H143ZM154 210V209H153ZM177 210V209H176ZM196 210V209H195ZM204 210V209H203ZM4 211V210H3ZM2 211V213H4ZM6 211H8L9 212V209L8 210H6ZM24 211H26V210H22V212H23V214L25 215V214H27L28 213V210H27V212L25 213ZM37 211H45V210H37ZM47 211H48V208H47ZM78 213L80 212V211H78V210H76ZM98 211V210H97ZM116 211V210H115ZM124 211L126 212L127 210H125L124 209ZM135 211V210H134ZM133 211V212H134ZM137 211V210H136ZM160 211V210H159ZM164 212H165V210H163ZM16 212V211H15ZM18 212V211H17ZM16 212V213H17ZM46 212V211H45ZM51 212H53V211H51ZM56 212H58V210L56 211ZM61 212V211H60ZM73 212V211H72ZM74 212H75V210H74ZM83 212V211H82ZM84 212H85V215H88V214H90L91 213V211H88V212H90V213H87L86 214V211L84 210ZM93 212V211H92ZM107 212V210L105 211V213ZM125 212H123V214H125ZM128 212H130V210L128 211ZM127 212V213H128ZM132 212V211H131ZM130 212V213H131ZM132 212V213H133ZM139 212H140V210H139ZM150 212V211H149ZM148 212V210H147V213H149ZM177 212V211H176ZM188 212V211H187ZM191 212V211H190ZM7 213V212H6ZM10 213V212H9ZM29 213H30V211H29ZM35 213V212H34ZM37 213V212H36ZM35 213V214H36ZM55 213V212H54ZM59 213V212H58ZM71 214V212H66V214H65V212H63V214H65V215H67V214ZM76 213V212H75ZM78 213H76L77 215H76V217L78 216ZM81 213V212H80ZM171 213V212H170ZM10 214H12V213H10ZM14 214V213H13ZM12 214V215H13ZM43 214V213H42ZM46 214H48V212L46 213ZM52 215H53V213H51ZM56 215H58L57 213H55ZM60 214H62V212L60 213ZM70 214L69 215H67L68 217H66V216H64V219H65V217L67 218L65 221H66V223L68 222L67 220H68V218H69V216H70ZM103 214V213H102ZM107 214H109V213H107ZM116 214V213H115ZM120 214V213H119ZM142 214V213H141ZM191 214V213H190ZM193 214H194V212H193ZM196 214H197V212H196ZM12 215H9L8 217H11ZM17 215H18V213H17ZM45 215V214H44ZM55 215V216H56ZM81 215H83V214H81ZM91 215H92V213H91ZM90 215V216H91ZM94 216H95V219H93V220H95V222H96V216L97 217H99L98 215H100V213L98 214L96 211H95V214H93ZM105 215V214H104ZM110 216H111V214H109ZM125 215H127V214H125ZM136 215H138V214H136ZM136 215H134V216H136ZM143 215H144V213H143ZM142 215V216H143ZM147 215H149V214H147ZM153 215V214H152ZM156 215V214H155ZM161 215V214H160ZM205 215V214H204ZM207 215V214H206ZM205 215V216H206ZM21 216V215H20ZM36 216V215H35ZM41 216V215H40ZM40 216H36V217H40ZM61 216V215H60ZM59 216V217H60ZM101 216H103V215H101ZM107 216V215H106ZM114 216V215H113ZM119 216V215H118ZM117 215H116V217H117V219L116 218H114V217H112V218H114V219H116V221L117 220H120V219H118V218H121V217H123V216H121V217H118ZM141 216V215H140ZM139 216V217H140ZM141 216V217H142ZM146 216V215H145ZM169 216V215H168ZM176 216H177V214H176ZM179 216V215H178ZM7 217V218H8ZM43 217H45V216H43ZM46 217H48L47 215H46ZM45 217V219H47ZM75 217V216H74ZM72 218V217H70L69 219H70V221L72 220L73 221V219H75L76 220V217L75 218ZM82 217V216H81ZM129 217H132V216H129ZM129 217H126V218H129ZM155 217V216H154ZM173 217V216H172ZM181 217V216H180ZM183 217V216H182ZM198 217V216H197ZM13 218H15L14 216H13ZM18 218H21V220H22V217H18ZM52 218V217H51ZM61 218V217H60ZM100 218V217H99ZM99 218H97V219H99ZM125 218V219H126ZM136 218V217H135ZM135 218H132L133 219V221H135ZM150 218V217H149ZM176 218V217H175ZM185 218V217H184ZM11 219V218H10ZM30 219V218H29ZM29 219H25V220H29ZM31 219L33 220V222H32V224L34 223V219H33V215H32V217H31ZM40 219V218H39ZM39 219H37V220H39ZM41 219H42V217H41ZM45 219H44V221H45ZM79 219V218H78ZM83 219L85 220V218L83 217ZM90 219V218H89ZM103 219V218H102ZM125 219H123L122 218V220H125ZM131 218H129L128 220H130ZM139 219H141V218H139ZM138 219V220H139ZM161 219V218H160ZM159 219V220H160ZM167 219V218H166ZM169 219V218H168ZM207 219V218H206ZM215 219V218H214ZM87 220V219H86ZM92 220V221H93ZM101 220V219H100ZM110 220H112V219H110ZM138 220H136V221H138ZM142 220V219H141ZM147 220V219H146ZM158 220V219H157ZM165 220V219H164ZM171 220H172V218H171ZM181 221H182V218L180 219ZM212 220V219H211ZM5 221H7L6 219H5ZM12 221H13V219H12ZM11 221V222H12ZM30 221H28V222H26V223H28L27 225H28V227L30 226ZM58 221H59V219H58ZM83 221V220H82ZM90 221V220H89ZM91 221V222H92ZM105 222H106V219L104 220ZM113 221V220H112ZM204 221V220H203ZM20 222H22V221H20ZM37 222V224H36V226L38 227V222H40V221H36ZM43 222V221H42ZM47 224H49L48 223V221L46 220L45 221ZM45 222H43L44 224H46ZM78 222V224L80 223L79 222V220L77 221ZM77 222H75V225H77ZM91 222H88V223H90V224H92ZM99 222V221H98ZM105 222H103L102 221V223H105ZM107 222H109V219H108V221ZM114 222V221H113ZM124 223L126 222V221H123ZM143 222V221H142ZM145 222V221H144ZM153 223L155 222V221H152ZM152 222L150 221V223L152 224ZM162 222V221H161ZM165 222V221H164ZM177 222V221H176ZM210 222V221H209ZM243 222V221H242ZM242 222H240V223H242ZM7 223H9L8 221H7ZM23 223V222H22ZM43 223H41L40 225H42ZM51 223L52 222H50V225H51ZM61 223L63 224V221L61 220ZM84 223H87L86 221L84 222ZM83 223V224H84ZM112 223V222H111ZM121 223V220L119 221V224ZM132 223V222H131ZM159 223H160V221H159ZM163 223V222H162ZM188 223V222H187ZM202 223H204V222H202ZM240 223L238 224V226L240 225ZM18 224V223H17ZM47 224H46V226H47ZM68 225H69V222L67 223ZM70 224H71V222H70ZM82 224V225H83ZM107 224V223H106ZM110 224V222L108 223V225ZM117 224V223H116ZM137 224V223H136ZM141 224V223H140ZM146 224V223H145ZM150 224V225H151ZM161 224V223H160ZM166 224V223H165ZM181 224V223H180ZM179 224V226H181ZM186 224V223H185ZM213 224V223H212ZM243 224V223H242ZM34 225H35V223H34ZM39 225V229H40V227H42V226H40ZM53 225H55V224H53L52 223V226ZM103 225V224H102ZM108 225H106V226H108ZM111 225V224H110ZM118 225V224H117ZM129 225H130V223H129ZM178 225V224H177ZM188 225V224H187ZM15 226V225H14ZM36 226H34V227H36ZM49 226V225H48ZM61 226V225H60ZM66 226V225H65ZM78 226V225H77ZM96 226H97V224H96ZM114 226H115V223H114ZM119 226V225H118ZM117 226V227H118ZM122 226H123V224H122ZM121 226V227H122ZM127 226V225H126ZM126 226L124 227V228H126ZM144 226V225H143ZM197 226V225H196ZM201 226V225H200ZM204 226V225H203ZM243 226V225H242ZM11 227V226H10ZM18 227V226H17ZM22 227V226H21ZM24 227V226H23ZM23 227H22V229H23ZM50 227V226H49ZM70 227V226H69ZM68 227V228H69ZM79 227H81L80 225H79ZM78 227V228H79ZM88 227V226H87ZM105 227V226H104ZM131 227H132V225H131ZM130 227V228H131ZM152 227V226H151ZM150 227V228H151ZM155 227V226H154ZM160 227H161V225H160ZM164 227V226H163ZM169 227V226H168ZM174 227H175V225H174ZM189 227V226H188ZM207 227H209L208 228V230H210V225L208 226V223H207ZM212 227V226H211ZM215 227V226H214ZM217 227V226H216ZM30 228V227H29ZM56 227H54V229H55ZM67 228V231H66V229H62L63 231H66V232H68V233H74V230L77 228L76 226H74V227H70L69 229H71L72 230V228H75L74 230H72L71 232H70V230ZM77 228V231H76V238L75 239H73L72 241H69V240H71L70 238L68 239V240H64V238L63 239H61L62 241H60V239H58L57 241H54V243L52 244V245H60L61 247H62V250H63V246L64 245H71L72 243L71 242H73L74 243V245L76 244L77 245V240L78 241H80V242H82L81 240H82V235L83 234H85V233H87V232H85V233H83V231H82V229L81 228H79L78 229ZM102 228V227H101ZM107 228V227H106ZM111 228V226L109 227V229ZM113 228V227H112ZM112 228L110 229V231L112 230ZM129 228V226H128V228H126V231H127V229L129 230L130 229ZM145 228V227H144ZM147 228V227H146ZM156 228V227H155ZM158 228V227H157ZM157 228H156V230H157ZM167 228V227H166ZM166 228H165V230H166ZM171 228H172V226H171ZM176 228V227H175ZM6 229V228H5ZM13 229H15V228H13ZM34 229V228H33ZM36 229V228H35ZM34 229V230H35ZM53 229V228H52ZM52 229H51V233H52ZM57 229H59V228H57ZM57 229H56V231H57ZM89 229V228H88ZM136 229V228H135ZM137 229H138V227H137ZM141 229H143V228H141ZM141 229L139 230V231H141ZM160 229V228H159ZM158 229V230H159ZM198 229V228H197ZM2 230V229H1ZM7 230H9V229H7ZM6 230V231H7ZM15 230H21L20 229V225H19V229H15ZM33 230V231H34ZM45 230H47V228L45 229ZM44 230V231H45ZM60 230V229H59ZM91 230V229H90ZM98 230V229H97ZM96 230V231H97ZM101 230V229H100ZM123 230V229H122ZM121 230V231H122ZM131 230H132V228H131ZM158 230H157V232H158ZM169 230H170V228H169ZM178 230V229H177ZM182 230V229H181ZM180 230V231H181ZM198 230H200V229H198ZM197 230V231H198ZM202 230V229H201ZM212 231H213V229H211ZM3 231H5V230H3ZM30 231H31V229H30ZM39 231V230H38ZM43 230L41 231L42 233L44 232ZM88 231V230H87ZM95 231V228H94V231H93V235H95L94 233L96 232ZM109 231V230H108ZM120 231V232H121ZM133 231V230H132ZM131 231V233H133ZM135 231V230H134ZM164 231V230H163ZM163 231H161L160 233H162ZM191 231V230H190ZM207 231V230H206ZM11 232V231H10ZM15 232V231H14ZM17 232V231H16ZM15 232V233H16ZM23 232V231H22ZM21 232V233H22ZM32 232V231H31ZM31 232H29V235H30V233ZM36 232V231H35ZM34 232V233H35ZM53 232H54V230H53ZM88 232H90V234H92L91 233V231H88ZM123 232H125V231H123ZM127 232H129V231H127ZM148 232H150V230L148 231ZM152 232H154V228H153V231ZM156 232V231H155ZM165 232H167V231H165ZM169 232V231H168ZM167 232V233H168ZM176 232V231H175ZM200 232V231H199ZM210 232V234H211V231H209ZM4 233V232H3ZM33 233V232H32ZM36 233H38V232H36ZM35 233V234H36ZM64 233V232H63ZM62 232H60V234H63ZM97 233V232H96ZM100 233V232H99ZM98 233V234H99ZM115 233V232H114ZM119 233V232H118ZM130 233V232H129ZM130 233V235H132ZM143 233H146V232H143ZM164 233V232H163ZM167 233H165V234H167ZM172 233V235H173V232H171ZM198 233V232H197ZM213 233V232H212ZM17 234H20V233H18L17 232ZM22 234H24V232L22 233ZM27 234V233H26ZM26 234H24V235H26ZM34 234V236H36ZM44 234H46V232L44 233ZM43 234V235H44ZM53 234V233H52ZM56 234H59V232H57ZM59 234V235H60ZM64 234H66V233H64ZM63 234V235H64ZM70 234V237H72L73 235H71ZM89 234V233H88ZM107 234H108V232H107ZM106 234V235H107ZM138 234H139V232H138ZM165 234H163V235H165ZM169 234V233H168ZM167 234V235H168ZM189 234H191V233H189ZM194 234H196V232L194 233ZM9 235V234H8ZM8 235H6V236H8ZM13 235V234H12ZM16 235V234H15ZM42 235V236H43ZM48 235H50V234H48ZM48 235H47V237H48ZM54 235V234H53ZM67 235V234H66ZM120 235H122V234H120ZM125 235H127V234H125ZM136 235V234H135ZM143 235V234H142ZM178 235V234H177ZM193 235V234H192ZM5 236V237H6ZM14 236V235H13ZM18 236V235H17ZM55 236V235H54ZM104 236V235H103ZM112 236V235H111ZM129 236V235H128ZM137 236V235H136ZM140 236V235H139ZM144 236V240H143V242L145 241V234L143 235ZM147 237H148V235H146ZM158 236V235H157ZM184 236V235H183ZM194 236V235H193ZM207 236V235H206ZM38 237H40V233H39V235H38ZM45 237V236H44ZM43 237V238H44ZM46 237V238H47ZM61 237V236H60ZM83 237L84 238H86L84 235H83ZM88 237H91V236H88ZM100 237V236H99ZM119 237V236H118ZM127 237V236H126ZM142 237V236H141ZM161 237H164V236H161ZM160 237V238H161ZM190 237H192V236H190ZM202 237V236H201ZM205 236H203V238H204ZM208 238H209V235L207 236ZM211 237V236H210ZM16 238V237H15ZM15 238H12L11 237V239H14V240H17V239H15ZM18 238V237H17ZM20 239H18V241H22V240H24L23 238H22V236L21 237H19ZM21 238H22V240H21ZM24 238H25V236H24ZM42 238V237H41ZM55 238V237H54ZM57 238V237H56ZM55 238V239H56ZM81 238V239H80ZM92 238V237H91ZM101 238V237H100ZM120 238V237H119ZM133 238H134V236H133ZM132 238V239H133ZM174 237L172 236V239H173ZM208 238L206 239V240H208ZM2 239V238H1ZM10 239V240H11ZM30 239V238H29ZM29 239H27V240H29ZM32 239V238H31ZM54 239V240H55ZM121 240H122V238H120ZM131 239V241H133ZM164 239V238H163ZM180 239H182L181 237H180ZM185 239H186V237H185ZM211 239V238H210ZM7 240V239H6ZM6 240H5V242H6ZM9 240V241H10ZM14 240H11L12 241V243H11V241H10V243H11V246L13 247V242H14ZM36 240V239H35ZM43 240V239H42ZM48 240H50V238H48ZM86 240V239H85ZM96 240V239H95ZM101 240V239H100ZM105 240V239H104ZM109 240H111V239H109ZM116 240H118L119 241V239H117L116 238ZM124 240H126V238H124ZM135 240V239H134ZM138 240H140L139 239V237H138ZM170 240V239H169ZM168 240V241H169ZM205 240V239H204ZM8 241V240H7ZM44 241V240H43ZM75 241L77 242V243H75ZM86 241H88V240H86ZM85 241V242H86ZM94 241V240H93ZM97 241V240H96ZM108 241V240H107ZM107 241H104L105 243L107 242ZM130 241V240H129ZM128 241V242H129ZM147 241V240H146ZM159 241V240H158ZM184 241V240H183ZM191 241V240H190ZM41 242V241H40ZM40 242H39V244L38 245H36V247H39V245H41L40 244ZM51 242V241H50ZM89 243H90V241H88ZM116 242V241H115ZM134 242V241H133ZM141 242V241H140ZM166 242H167V240H166ZM171 242H172V240H171ZM188 242V241H187ZM202 242H205V241H202ZM27 242L25 241V244H26ZM29 243V242H28ZM27 243V244H28ZM34 243H35V241H34ZM36 243H37V240H36ZM35 243V244H36ZM52 243V242H51ZM109 243H111V242H109ZM130 243V242H129ZM142 243V242H141ZM158 243V242H157ZM156 243V244H157ZM179 243V242H178ZM184 243H185V241H184ZM15 244H16V241H15ZM31 245L33 244V243H30ZM30 244H29V248L28 249H30L31 247H30ZM35 244H34V246H35ZM48 244H50V243H48ZM79 244V243H78ZM81 244V243H80ZM122 244H124V242L122 243ZM153 244V243H152ZM155 244V245H156ZM169 244H170V242H169ZM168 244V245H169ZM186 244V243H185ZM63 245V246H62ZM109 245V244H108ZM114 245H116V244H114ZM112 246L111 247V249L110 250H112V248L113 247H115L116 248V250H117V245L116 246ZM128 245H130V244H128ZM136 245V244H135ZM135 245H133L134 247H135ZM163 245V244H162ZM171 245V244H170ZM177 245V244H176ZM184 245V244H183ZM3 246V245H2ZM1 246V247H2ZM5 246H7V245H5ZM16 246H17V244H16ZM26 246V245H25ZM25 246H23L22 247V249L23 250H26L24 247ZM42 246V245H41ZM40 246V247H41ZM80 246V245H79ZM83 246V245H82ZM110 246V245H109ZM140 245H138V247H139ZM145 246V245H144ZM153 246V245H152ZM19 247V246H18ZM27 247V246H26ZM48 247V246H47ZM51 247V246H50ZM50 247H48V249L50 248ZM54 247V246H53ZM68 247V246H67ZM75 247V246H74ZM81 247V246H80ZM97 247H98V245H97ZM123 247H124V245H123ZM132 247V246H131ZM134 247H132V248H134ZM142 247V246H141ZM149 247V246H148ZM154 247V246H153ZM157 247H158V245H157ZM165 247H168V246H165ZM183 247V246H182ZM181 247V248H182ZM200 247V246H199ZM2 248H4V246L2 247ZM1 248V249H2ZM17 248V247H16ZM55 249H58L57 247H54ZM69 248V247H68ZM75 248H77L78 249V246L77 247H75ZM120 248V247H119ZM171 248H172V246H171ZM174 248V247H173ZM193 248V247H192ZM196 248V247H195ZM0 249V250H1ZM5 249V248H4ZM32 249V248H31ZM30 249V251H32ZM40 250L42 249V248H39ZM59 249H60V247H59ZM121 249V248H120ZM137 249V248H136ZM136 249L134 250V251H136ZM155 249V248H154ZM153 249V250H154ZM165 249V248H164ZM167 249V248H166ZM166 249H165V252H166ZM170 249V248H169ZM197 249V248H196ZM195 249V250H196ZM9 250V249H8ZM15 250H17V249H15ZM38 250V249H37ZM61 250V249H60ZM116 250H114V251H112V252H116ZM122 250V249H121ZM127 250H129V249H127ZM143 250V249H142ZM145 250V249H144ZM189 250V249H188ZM192 250V249H191ZM193 250H194V248H193ZM27 251H29V250H26V252ZM35 251V250H34ZM43 251H44V249H43ZM47 251V250H46ZM54 251V250H53ZM58 251V250H57ZM73 251H74V248H73ZM134 251H132L133 253H135ZM151 251V250H150ZM160 251H162V250H160ZM164 251V250H163ZM185 251V250H184ZM13 252V251H12ZM24 252V251H23ZM42 252V251H41ZM83 252V251H82ZM131 252V253H132ZM143 252V251H142ZM165 252H163V253H165ZM196 252V251H195ZM11 253V252H10ZM9 253V254H10ZM14 253V252H13ZM18 253V252H17ZM32 253V252H31ZM40 253V252H39ZM38 253V254H39ZM43 253V252H42ZM42 253H41V255H42ZM47 253H49V252H47ZM62 253H63V251H62ZM62 253H61V258H63L64 259V254L62 255ZM84 253V252H83ZM119 253V251H117V254ZM126 253V252H125ZM137 253H138V251H137ZM147 254H148V252H146ZM145 253V254H146ZM167 253V252H166ZM165 253V256L167 255H169V254H166ZM168 253H170V252H168ZM186 253V252H185ZM193 253V252H192ZM197 253V252H196ZM195 253V254H196ZM12 254V253H11ZM24 254V253H23ZM23 254H21L22 256H23ZM33 254H35V253H33ZM37 254V255H38ZM54 255L55 254H57L58 256H60V254L58 253V252H54L53 253ZM120 254V253H119ZM147 254H146V256H147ZM149 254H151V253H149ZM153 254V253H152ZM161 254V253H160ZM20 255V254H19ZM19 255H17V256H19ZM67 255V254H66ZM88 255V254H87ZM109 255H111V254H109ZM115 255H116V253H115ZM128 255V254H127ZM164 255V254H163ZM162 255V256H163ZM171 255H172V253H171ZM193 255V254H192ZM11 256V255H10ZM29 256H31L30 254H29ZM39 256V255H38ZM118 256H120V255H118ZM142 256H145V255H142ZM145 256V257H146ZM153 256V255H152ZM151 256V257H152ZM155 256V255H154ZM191 256V255H190ZM220 256V255H219ZM21 257V256H20ZM37 257V256H36ZM40 257V256H39ZM39 257H38V259H39ZM45 257V256H44ZM72 257V256H71ZM97 257V256H96ZM159 257V256H158ZM173 257V256H172ZM188 257V256H187ZM3 258V257H2ZM31 258H33V257H31ZM41 258V257H40ZM56 258H57V256H56ZM58 258H60V257H58ZM57 258V259H58ZM85 258V257H84ZM121 258V257H120ZM137 258V257H136ZM144 258V257H143ZM157 258V256L155 257V259ZM162 259H164V257H161ZM169 258H171V256L169 257ZM169 258H168V261H170L171 262V260H169ZM180 258H182V257H180ZM186 258V257H185ZM195 258V257H194ZM7 259V258H6ZM10 259V258H9ZM9 259H7V260H9ZM18 259V258H17ZM26 259H27V257H26ZM148 259V258H147ZM152 259H154V258H152ZM158 259V258H157ZM172 259V258H171ZM178 259V258H177ZM188 259H189V257H188ZM193 259V258H192ZM207 259V258H206ZM20 260V259H19ZM33 260V259H32ZM31 260V261H32ZM202 260V259H201ZM21 261V260H20ZM19 261V262H20ZM22 261H24L23 259H22ZM36 261V260H35ZM84 261V260H83ZM82 261V262H83ZM97 261V260H96ZM141 261V260H140ZM146 261V260H145ZM154 261V260H153ZM158 261V260H157ZM156 261V262H157ZM159 261H160V259H159ZM183 261H184V259H183ZM203 261V260H202ZM9 262H11V261H9ZM15 262V261H14ZM14 262H11V263H14ZM34 261H32V263H33ZM37 262V261H36ZM40 262H42V260L40 261ZM53 262H57L56 264H58L59 262H58V260L56 261H53ZM61 262V264H63L62 263V260L60 261ZM143 262V261H142ZM155 262V261H154ZM194 262V261H193ZM209 262V261H208ZM26 263V262H25ZM35 263V262H34ZM38 263H39V261H38ZM45 263V262H44ZM94 263V262H93ZM133 263V262H132ZM151 263V262H150ZM188 263V262H187ZM190 263V262H189ZM195 263H197V262H195ZM42 264V263H41ZM118 264V263H117ZM172 264V263H171ZM185 264V263H184Z\"/></svg>", "mask_w": 264, "mask_h": 264}]
</instances>
